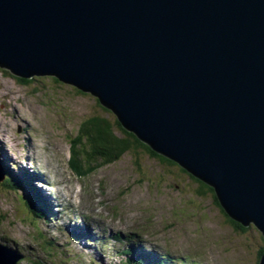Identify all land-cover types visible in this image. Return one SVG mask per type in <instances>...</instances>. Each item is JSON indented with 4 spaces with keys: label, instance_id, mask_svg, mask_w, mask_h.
I'll return each instance as SVG.
<instances>
[{
    "label": "water",
    "instance_id": "obj_1",
    "mask_svg": "<svg viewBox=\"0 0 264 264\" xmlns=\"http://www.w3.org/2000/svg\"><path fill=\"white\" fill-rule=\"evenodd\" d=\"M0 66L95 95L264 235V0H0Z\"/></svg>",
    "mask_w": 264,
    "mask_h": 264
},
{
    "label": "rangeland",
    "instance_id": "obj_2",
    "mask_svg": "<svg viewBox=\"0 0 264 264\" xmlns=\"http://www.w3.org/2000/svg\"><path fill=\"white\" fill-rule=\"evenodd\" d=\"M33 78L23 82L0 66V161L17 176L23 166L41 172L40 195L56 204L50 216L36 222L26 193L0 182V238L24 254L20 264H31L34 256L65 264H130L107 248L119 228L128 235L122 243L158 253L168 264H180L181 258L188 264H255L264 245L261 231L253 226L238 232L176 162L139 146L111 164L94 160L99 167L78 177L68 151L81 123L104 115L121 134L117 117L89 92L49 75ZM69 210L73 217L86 216V229L103 238L95 245L92 238L74 241L64 230L66 222L74 223Z\"/></svg>",
    "mask_w": 264,
    "mask_h": 264
},
{
    "label": "trees",
    "instance_id": "obj_3",
    "mask_svg": "<svg viewBox=\"0 0 264 264\" xmlns=\"http://www.w3.org/2000/svg\"><path fill=\"white\" fill-rule=\"evenodd\" d=\"M49 77H52L56 81H59L57 78L53 76H49ZM19 79L23 82L31 81L30 79H26L22 77H19ZM116 123H117L116 125H118L119 128H121L122 130L121 134L117 132V128L114 127V124L104 115H100V116L97 115V116L90 117L81 123L78 136L72 139V142L74 143V154L71 158L72 168L80 176H83V177L87 176L89 173L95 170V167L97 166L99 167V164L94 162V160L98 158H102L104 160L103 164L113 163L116 160H119L125 152L129 151L132 148H137L139 146H143L146 150H148L152 154L158 155L147 144L140 141L136 134L123 128V126L121 125L119 121H117ZM161 157H162V160H164L165 162L175 164L174 161L162 155ZM5 170L8 174L6 178L7 179L6 183L8 182L16 183L13 181L14 180L13 178L14 170L11 168V166L6 165ZM185 172H188V171L185 170ZM196 180L198 181V184H199L198 187L196 188V191L200 195L210 196L215 206L221 208L223 215L227 217L228 219H230V217L221 207L214 188L197 178ZM24 181L26 182V185L29 184L30 182V180H24ZM10 186H13L14 188H19L24 192H25V189L28 188L24 184H19V183L18 185L11 183ZM26 194L28 198V205L32 211L33 219L36 222L42 219L43 216L45 217L46 215L52 212V206H48V202L42 199L39 195L36 196V199L40 202L41 206L36 202L34 197L32 198L29 197V196H32L30 191ZM229 222L233 225V227L238 232H241V233L243 232L237 229V224L240 225L241 227H245L246 229H249L250 227L255 226L254 224H250L249 226H244L239 221L233 220V219H231ZM262 238L264 240L263 235H262ZM263 253H264V249L260 251V257L262 256ZM146 257H148L149 259H146L144 257H142V259L148 260L150 264H155L159 262L161 264H168L167 263L168 261L162 258V256H160L157 253H154V256L152 258H150V255H147ZM170 262H173V261H170ZM31 264H60V263H56V262L51 263L48 260H44L42 258H38L37 256H34L32 258ZM131 264H142V262L141 261L134 262L131 259ZM175 264H178V263H175Z\"/></svg>",
    "mask_w": 264,
    "mask_h": 264
},
{
    "label": "flooded vegetation",
    "instance_id": "obj_4",
    "mask_svg": "<svg viewBox=\"0 0 264 264\" xmlns=\"http://www.w3.org/2000/svg\"><path fill=\"white\" fill-rule=\"evenodd\" d=\"M7 158H9V157H7ZM230 220H231V218L228 219V218L226 217V221H227L228 223H230V222H229ZM237 229H238L239 231H242V232H244V231L247 230L245 227H241V226L238 225V224H237ZM262 249H264V247H262ZM262 249H261V247H260L259 250H258V258H257V262L259 261V255H260V251H261Z\"/></svg>",
    "mask_w": 264,
    "mask_h": 264
},
{
    "label": "bare ground",
    "instance_id": "obj_5",
    "mask_svg": "<svg viewBox=\"0 0 264 264\" xmlns=\"http://www.w3.org/2000/svg\"><path fill=\"white\" fill-rule=\"evenodd\" d=\"M15 75V74H14ZM3 154H8L7 152H4ZM10 157V156H9ZM24 167V166H23ZM35 170V169H34ZM44 203V202H43ZM58 239H59V237H58ZM141 245V244H140ZM132 250L133 251H136L137 250V248L135 247V246H133L132 247ZM144 254H145V252H144ZM146 259H149L148 257H146Z\"/></svg>",
    "mask_w": 264,
    "mask_h": 264
},
{
    "label": "clouds",
    "instance_id": "obj_6",
    "mask_svg": "<svg viewBox=\"0 0 264 264\" xmlns=\"http://www.w3.org/2000/svg\"><path fill=\"white\" fill-rule=\"evenodd\" d=\"M17 76V75H16ZM19 77V76H18ZM27 79V78H26ZM32 79H34L33 77L32 78H30V80H32Z\"/></svg>",
    "mask_w": 264,
    "mask_h": 264
}]
</instances>
